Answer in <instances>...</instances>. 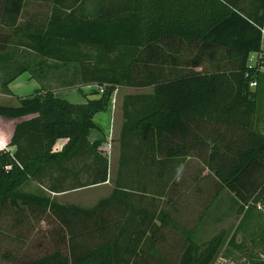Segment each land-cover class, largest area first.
<instances>
[{"label": "trees", "instance_id": "obj_1", "mask_svg": "<svg viewBox=\"0 0 264 264\" xmlns=\"http://www.w3.org/2000/svg\"><path fill=\"white\" fill-rule=\"evenodd\" d=\"M30 3L47 11L32 19ZM3 28L21 33L30 54L71 65L65 86L103 89L81 103L44 88L0 104V117L31 115L14 125V149L0 150V204L48 213L65 247L16 264H210L223 233L201 247L169 209L189 158L214 178L211 200L232 193L243 212L236 229L264 208V133L255 118L264 115V0H0V51ZM30 54L23 70L33 73L41 65L32 70ZM118 86L151 90L123 98L111 193L81 208L21 190L30 181L51 192L110 181L108 159L88 132ZM74 163L86 175H66ZM227 245L238 246L234 234Z\"/></svg>", "mask_w": 264, "mask_h": 264}, {"label": "rangeland", "instance_id": "obj_2", "mask_svg": "<svg viewBox=\"0 0 264 264\" xmlns=\"http://www.w3.org/2000/svg\"><path fill=\"white\" fill-rule=\"evenodd\" d=\"M262 42L264 46V36ZM191 56L189 54L186 58ZM76 88H69L67 91H71L68 92L69 94H80ZM150 90L149 87L147 89L120 87L119 93L112 99L113 102H110L107 110L103 111L105 116L108 115L101 123H106V127L109 123L115 125L120 122L121 105L126 94L149 92ZM86 95L88 98L98 96L97 93H87ZM60 96H64V99L68 101L72 98L67 93ZM0 102V104H4L3 101ZM110 105H114V118L113 116L109 118ZM255 118L258 129L264 133V115H260V119L258 115ZM95 121L97 120L95 119ZM116 136L115 133L113 138L116 139ZM111 145L110 181L108 180L102 186H87L81 190H71L64 195L56 196L59 201L91 207L99 199L111 193L115 181L113 174L116 169L118 152L116 140H112ZM213 179L200 161L189 158L175 178L178 185L175 191L169 194L171 201H173L169 204V209L171 210L173 206V214L176 219L184 226L194 230V240L201 247L205 246V243L215 235L223 233V242L210 264H246L250 260L264 261L263 206L257 205V209L252 212L251 218L236 229L243 212L238 211V203L232 193L227 190H222L215 199L211 200L214 193ZM20 189L46 194V189L36 182L26 183ZM56 228L57 223L48 213L36 209L30 211L22 205L11 207L6 203L0 204V264H16L18 261L40 256L56 248L65 252V247L57 242L58 232ZM232 234H234L235 244L238 246L227 245ZM167 235L171 238L174 236L172 233Z\"/></svg>", "mask_w": 264, "mask_h": 264}, {"label": "crops", "instance_id": "obj_3", "mask_svg": "<svg viewBox=\"0 0 264 264\" xmlns=\"http://www.w3.org/2000/svg\"><path fill=\"white\" fill-rule=\"evenodd\" d=\"M44 11V12H43ZM47 11L46 5H43L42 3H30L27 8L26 12L31 16L32 19H38L40 17V13H45ZM40 22V21H39ZM35 24L37 22H34ZM3 33L7 35V45L4 48V50L0 51V83L3 80L9 79V81L6 84V91H4V87L0 84V101H3L4 104H16L17 98L30 96L35 93L43 92L44 88L50 89L53 93V95L57 98L64 99V94H68L71 96V100H67L71 103H81L85 101V95L87 93H93L94 91L98 90V86L96 85H81V86H74L77 87L76 89L79 91L80 94H69L67 91L69 88H73L70 86H65L64 81L66 79L70 78L72 67L69 65L68 70H64V67L58 66V62L52 59H45L41 58L39 56L33 55L29 53V50H27L24 47V40L22 39L21 33H16L15 35L11 34V31H8L7 29H2ZM6 32V33H5ZM30 54L31 60H32V70L36 68V64L40 63L41 68L40 70H34L33 73L28 72L26 70H23L26 65V58L25 56ZM264 71V69L262 70ZM37 76L38 78H36ZM120 87L116 88V90L113 91L111 96V101L113 102V97L117 96L119 93ZM141 89H147V88H141ZM147 91H143L140 93H144ZM132 94V93H128ZM137 94V93H134ZM2 99V100H1ZM65 100V99H64ZM1 103V102H0ZM109 107V106H108ZM110 114L109 118L113 116L114 118V105H110ZM103 114V115H102ZM108 115V114H107ZM107 115H104V112H98L94 115L93 120L95 123V127L91 128L88 132V139L89 141H99L98 148L101 150L102 154L108 159L109 167H108V173L109 176L111 175V168H110V149L112 140H116V150L117 152V161H116V169L113 175H116V172L118 170V159H119V149H120V132H121V126H122V115H120V122L116 123H109V125H106V123H101L104 119L107 118ZM29 116H23L18 118H5L0 117V150H8L12 151L14 148L13 146H8V141L10 139L12 130L14 125L22 121ZM97 121H95V119ZM98 122V123H97ZM116 133V139L113 138V135ZM65 138L56 139L54 143L52 144L51 151H58L61 146L65 143ZM80 159V158H79ZM77 162V159L75 160V163ZM73 164V166L66 165L65 173L66 175H72V174H81L86 175L84 172H81L79 170L80 164ZM78 165V166H77ZM69 168V169H67ZM69 171L71 174H69ZM79 171V173H78ZM54 174V172H53ZM33 181H30L29 183H32ZM108 182V181H106ZM105 183L101 184H94L92 186H102ZM45 189V188H44ZM84 189V187L79 188H73L70 190H65L62 192H51L47 189L46 194L50 199H53L55 202L62 204V205H74L81 208H86L79 206L77 204L73 203H64L61 200L59 201L56 196L64 195L67 192H70L71 190H81ZM30 191V190H28ZM32 192V191H31ZM97 203V202H96Z\"/></svg>", "mask_w": 264, "mask_h": 264}, {"label": "built area", "instance_id": "obj_4", "mask_svg": "<svg viewBox=\"0 0 264 264\" xmlns=\"http://www.w3.org/2000/svg\"><path fill=\"white\" fill-rule=\"evenodd\" d=\"M255 59H256V54H252L251 57H250L251 62H253ZM254 86H255V82L252 81V82L250 83V87H254ZM98 91H99V92H102L103 89H102L101 87H98Z\"/></svg>", "mask_w": 264, "mask_h": 264}]
</instances>
